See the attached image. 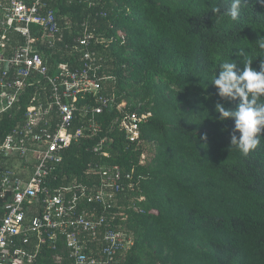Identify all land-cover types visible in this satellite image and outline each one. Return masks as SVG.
<instances>
[{
	"label": "trees",
	"instance_id": "16d2710c",
	"mask_svg": "<svg viewBox=\"0 0 264 264\" xmlns=\"http://www.w3.org/2000/svg\"><path fill=\"white\" fill-rule=\"evenodd\" d=\"M43 1V14L51 11L62 27L56 47L43 48L49 64H83L82 55L63 48L82 34L83 22L106 39L119 38L90 43L103 56L101 93L126 102L123 113L113 107V115L105 110L97 116L95 135H110L104 148L111 154L102 160L121 170V188L106 200L111 207L94 204L98 217H105L99 239L116 225L133 238L114 263L264 264V132L247 156L230 148L234 120H219L215 107L235 108L239 101L221 99L211 83L225 61L237 63V74L243 59L259 70L264 58L257 56L264 50L255 41L258 32L264 35V7L248 0L233 21L227 14L231 0ZM213 7L220 12L215 15ZM105 75L113 76L110 83ZM84 101L76 103L93 105L96 98ZM126 113L146 114L134 141L119 127ZM93 143L82 138L72 144L62 162L70 175L91 176L99 185L100 174H83L89 162L102 161L91 152ZM131 197L139 210L126 205ZM42 253L40 263L50 257Z\"/></svg>",
	"mask_w": 264,
	"mask_h": 264
},
{
	"label": "built area",
	"instance_id": "2783aa9c",
	"mask_svg": "<svg viewBox=\"0 0 264 264\" xmlns=\"http://www.w3.org/2000/svg\"><path fill=\"white\" fill-rule=\"evenodd\" d=\"M45 5L43 0H0L5 30L0 34V46L8 45L6 32L14 31L23 37L8 55L0 50V65L4 68L0 89H23L38 75L45 95L31 94L24 112L25 124L10 128L0 139V264H115L118 250L123 246L130 249L133 239L117 225L107 228L99 239L98 229L105 225V217H98L94 204L105 202L106 207H111L106 200L112 197L114 188H121L117 183L121 170L102 160L111 154L104 148L112 139L110 135H95L100 132L97 116L105 110L111 115L113 107L123 113L126 102L101 93L97 71L103 56L91 49L90 43L106 41L108 45L117 42V36L106 39L83 22L82 34L73 38L70 47L63 44L69 55H82L83 64L76 69L49 64L43 48L56 47V33L62 27L51 11L43 14ZM112 79L113 76H104L108 83ZM0 95L6 99L2 110L17 99L16 94L5 91ZM87 95L96 98L93 105L76 103L79 98L85 102ZM145 117L146 114L126 113L120 121L119 127L126 130L130 141L138 138V122ZM82 138L94 141L91 152L102 160L89 162L84 170L87 175L100 174L103 182L99 185H86L71 176L68 164L62 162L63 151ZM29 159L34 163L30 170ZM133 208L138 210L136 205ZM42 252H50L44 263L37 259L39 254L45 255Z\"/></svg>",
	"mask_w": 264,
	"mask_h": 264
},
{
	"label": "clouds",
	"instance_id": "9594fccd",
	"mask_svg": "<svg viewBox=\"0 0 264 264\" xmlns=\"http://www.w3.org/2000/svg\"><path fill=\"white\" fill-rule=\"evenodd\" d=\"M255 2L264 7V0H255ZM247 4H249L248 0H231L227 14L235 21L239 17L241 6ZM212 12L216 15L220 12V8L213 7ZM257 35L259 38L255 43L260 50H264V35H260L259 32ZM257 57L264 58V56ZM230 61L219 65V74L215 75L211 83L215 85L217 95L221 99L238 100L239 103L235 108L227 109L223 104L217 103L215 110L219 114V120H234L230 134V148L234 147L247 156L257 148L261 134L264 132V59H261L259 70L251 66L253 60L243 59L244 68L239 74L236 71L237 63ZM137 209L139 210L138 207Z\"/></svg>",
	"mask_w": 264,
	"mask_h": 264
},
{
	"label": "crops",
	"instance_id": "0c3cea01",
	"mask_svg": "<svg viewBox=\"0 0 264 264\" xmlns=\"http://www.w3.org/2000/svg\"><path fill=\"white\" fill-rule=\"evenodd\" d=\"M1 13H0V34L4 33V26L1 23ZM7 33V37H9L10 39H7V43L8 45H6L5 47H1L0 46V50L8 55L12 49V47L15 45V43L20 42L23 40V37L16 33V32H6ZM38 45V41L36 42ZM45 57V55H44ZM3 65H0V80L4 81V77H3ZM32 82L31 85L23 88V89H18L15 88L14 86H5L3 88L0 89V94L1 92L5 91L8 94H16L15 97L17 98L11 105L10 107H8L5 110H2L3 106L5 105L6 99L4 97H2L0 95V139L10 130V128L16 126V125H24L25 124V111H26V106L28 105L30 99H31V94H35V92H42L40 84H41V80L39 79L38 75H34L32 77V79L30 80ZM114 113L112 112L111 115H113ZM29 170L33 167V160L29 159ZM19 163L21 166H23V162L21 160H19ZM13 165L15 166V168L20 169V166L18 165V163L13 162ZM63 169H65V165L63 166ZM67 172L68 171V166H67ZM84 175H87L83 172ZM73 177H76L78 180L82 181L83 183H85L86 185H91L93 182H91V176L87 178H80L77 177L76 174L71 175ZM22 177H24V175L22 174ZM132 199L133 197H131L128 201L126 205L130 206L132 205ZM119 202H123V199H119ZM52 263V262H51ZM50 264V263H47Z\"/></svg>",
	"mask_w": 264,
	"mask_h": 264
}]
</instances>
